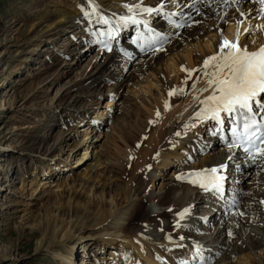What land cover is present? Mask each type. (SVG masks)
<instances>
[{
  "label": "bare ground",
  "instance_id": "6f19581e",
  "mask_svg": "<svg viewBox=\"0 0 264 264\" xmlns=\"http://www.w3.org/2000/svg\"><path fill=\"white\" fill-rule=\"evenodd\" d=\"M134 1L136 0H74L73 3H70V0H68L67 4L64 3L58 6L52 12L45 10V14H42L34 26L28 29H25V27L16 30L14 40L5 44V54L9 55V58L14 59V56L18 57L24 52L23 48L25 45H29L36 40L39 42L46 35L56 36L64 31L65 27H76L82 24V21L87 20V22L92 23L88 28V35L86 37L83 36L85 38L75 42L73 46V50H76V53L79 50H81L79 53H83L82 51H84L85 47L89 51L95 46L93 36L104 25L100 21V17H103L111 24L120 23V18L127 16L134 17L140 21L138 24H145L150 29L159 32L167 40V44L161 51L145 55L135 54L134 59L133 53L130 54L131 58L128 59L123 54H118L114 51L109 54L97 51L96 55L92 57L84 68L85 73V70L92 64L94 72L90 71L91 73L87 75L88 78H85V75L77 83L67 82V90L75 91V93L73 92L74 94L72 95L68 94L65 88L66 92H61L52 105L45 107L44 116H48L50 113L49 117L53 120L55 119L53 114L57 113V111L68 114L66 119L58 120L57 124H55L56 126L60 125V128L63 129L57 135L56 143L53 146L61 147L66 137L72 134L71 131L78 124L82 125V131H85L89 123L96 124L98 128H93V134L86 132V139L84 140L80 139L77 134L71 135L74 140L71 144L70 152L75 151V156H80L75 165L84 163L87 160L91 161V164L82 173L81 181L73 187V189L77 188L76 191L72 189V186L68 189L65 187L66 185H54L58 188L60 187V190L55 193L57 195L54 198L53 213L62 217L66 216V222L59 223L56 218L48 219L45 226L42 227L43 237L41 236L42 238L35 249L47 248L48 252H51V256L59 258L60 264H75L74 261L76 260L73 256H76V252L74 253L73 251L75 249L74 246L83 244L82 248L84 245L90 247L94 241H99L100 246L103 245V247L101 246L103 249L109 247L108 255L114 263L117 262V255L113 249L114 246H117L118 249L122 250V253H119L123 259H126L125 262L127 264H232L231 260H234V258L236 264H264V204H261L264 198L257 199L250 195L248 191L253 189L251 186L248 187L249 189H243L240 186L248 179L251 172L256 170L262 171L263 174L254 177L253 183L256 181L257 188L264 190V169L251 165L246 158L238 156L232 150L228 151L222 148L210 155L204 154L205 150L197 151L203 142L206 144L203 147L210 148L206 153L213 150L215 146L221 145L220 140L212 135L214 127L212 126L211 131L207 129V124L210 121L213 122V120L201 121L195 118V112L202 107L199 100H203L210 95L211 89L201 94L200 90L207 87L206 81L208 77L202 76V74L198 73L199 71L193 72V77L188 80L187 85L183 84L182 81L187 79V73L181 70L182 68L188 71L194 70L192 64L197 66L196 70H199V67L201 69L204 59L216 54L218 51L217 46L221 42V38L229 41L235 38L238 20L242 21L239 25V43L241 46H245L244 41H241L245 27L248 28L250 19L258 14L260 5L253 2V0H242V3L238 6L212 3L211 0L206 3L195 4L193 0H175L169 6L165 4L168 0L163 2L158 0L161 2L155 1L151 4L146 2L143 6L144 8L153 9L152 14L137 12L135 9L129 13L125 5L131 7ZM209 3H211V6H209ZM246 3L248 4L246 5ZM93 7L96 9L95 14H92ZM237 7L243 9L244 16H241L240 12L237 11ZM247 14L250 15L248 20ZM167 15H171L173 18L185 23V26L181 28L168 24ZM188 22L192 24L185 29ZM223 22H226L224 24L227 27L225 35H222L221 25ZM130 24V22L123 23L122 33ZM256 24L258 28L264 25V18L260 17ZM255 42L248 48V50L250 49L249 51H256L264 45V31L255 39ZM120 44L125 47L128 46L125 39ZM182 46L184 50H180ZM193 47L201 51L196 52ZM127 49L130 50V48ZM186 50L188 51L187 54L184 53ZM10 55L12 56L10 57ZM65 56L74 60L78 55L67 52ZM131 59L136 61L133 65L131 64ZM50 67L48 66V68ZM68 67L71 68L70 66ZM48 68L45 69L48 70ZM8 70H10V65L6 61L1 60L0 75H4ZM208 71L211 72L212 70L209 69ZM147 72H151L152 78L157 83L159 98L154 97L151 103L152 110L147 109L152 111L147 112L149 114L148 119L139 121L134 117L131 120L128 118V120L134 131L136 133L139 132L141 137L146 135L143 124L148 125L151 120L155 124L157 123V127H159L167 117L165 123L159 129L157 136L154 139L152 138L151 141H147V143H151L149 145L145 144L136 155L134 154L136 151L134 148L140 141L131 139L130 135L120 136L124 129L122 130V126L121 128L119 127V139L126 137L123 143L127 146V152L122 157L133 159L132 177L130 179L126 178L125 181H120L116 179V173L112 174L111 177L109 176V180H106L104 176L101 177L99 174L97 176L99 179L97 184L89 187L86 183L91 178L94 168L99 165L100 154L96 150V145L103 125L102 120L99 118L91 119L88 122L87 118H90L86 114L89 110L88 107L94 105V108L91 109L97 115H107L108 111L106 113H104L105 111L99 112L101 110V107L97 106L100 100L99 96L104 91L115 96V93L118 92L126 80L135 77L137 74L142 75ZM172 75H174L175 81H171ZM197 77H199V80L196 82L195 89H193L191 85L196 81ZM181 87L185 89L184 94L168 96L169 90ZM194 97H198V99H194ZM111 101L107 100L108 106H103V110H106L112 104L116 105V103H110ZM165 102L169 105L168 110H165ZM78 103H82V106L77 107ZM156 111L159 115L162 114L158 119L154 113ZM164 114L166 116H163ZM60 116H63L62 113ZM222 117H224V114H222ZM185 125H188V127H185ZM84 127L85 129H83ZM192 130H196L197 139H193L194 136L190 135ZM152 133L153 130L150 132L151 136ZM176 133H180V135H176ZM65 134L67 135L64 137ZM92 135L93 137L91 138ZM41 139H44V136ZM180 140L181 142H179ZM201 141L202 143H200ZM30 143L31 145L34 144L32 141ZM21 146L20 150L33 149V146L25 148L23 145H19V147ZM83 148L84 151H82ZM194 154H198V157L200 155L199 163L195 162ZM154 157H156L155 160H153ZM229 157H232V159H229ZM17 158L18 156L14 157V155L9 156L8 154L5 162V172H3V178H0L2 180L0 191L5 185L13 186V192L19 191V194L23 190L25 191L27 179H23L24 177L22 176L30 168L33 170L39 169L40 171V169L44 168L42 166H47V177L56 170V162L50 157L30 155L27 161L28 164L23 163L25 160L24 156ZM119 160L117 161L120 162ZM151 160H153L154 164H152ZM14 161L21 163L15 166L17 171L13 170L12 163ZM171 162H177L175 165L180 168L173 169L172 174H175L174 176H184L190 172L213 167L218 168L220 165H225L226 167L219 174L228 177L231 181L230 195H228L227 201H231L234 197L238 201V207L228 210L226 199H219L211 192H204L199 186H193L186 179L178 180L172 176L167 178L169 180L167 183H163V180H166V174L163 171L166 170V167ZM125 165H127V162ZM9 166L12 169H9ZM53 167L54 170L52 169ZM130 168L131 164L128 166V169ZM141 168L143 174L136 177L135 174ZM18 170L19 174H17ZM122 172L124 173V171ZM15 175L22 178L20 180L21 186L17 189L14 186L13 176ZM148 175L147 180L150 184L146 188L143 183ZM155 179H159V192L157 193L153 191L154 189L156 190V187L154 188ZM232 179H234V182ZM33 180L31 179L29 182L30 187L33 188L35 186L36 188H33L34 190L30 193L31 196L29 195V199H27L29 206L33 205L32 201L41 200L46 193V189H44L46 186L43 188L46 182L41 181L43 183L39 185L42 188L38 192L39 185H34L32 183ZM107 181H109L108 185H106ZM253 187L255 186L253 185ZM257 188L255 187L254 190ZM87 190L90 192L88 198L81 200L82 196H79L77 191L84 192ZM146 199L147 201L149 199L151 203L155 202L156 209L145 211L143 218L135 222L134 217ZM50 200L52 201V199ZM11 201L14 203L7 204ZM0 202V215L3 214L2 212L5 209H8L4 205L7 204L11 208L17 205L14 198L7 202L2 203L1 200ZM159 209L160 211H157ZM184 209L189 211L183 219H180L178 214ZM208 209L210 210L209 212H207ZM200 210L203 212L201 216L197 214ZM231 210L242 212L244 215L230 214ZM154 217L158 220L152 222L150 219ZM121 220H124V223H121ZM194 223L200 224L203 228L206 223L211 224V233H205L204 229L201 232L195 230ZM170 227H173L174 230L172 229V232L168 233L165 232L163 236L164 231L167 228L170 229ZM22 229L25 228L21 226ZM229 232H231V235H229ZM167 235L169 236L166 237ZM66 241L71 242L70 251L61 255L59 250L62 246L57 248V244L62 245ZM162 247L166 251H163ZM197 247L201 249L203 260L196 256ZM92 252L94 253V250ZM243 253L244 255H242ZM83 255L87 256V259H82L80 264H102L101 259L95 254L90 257L86 254ZM88 259L89 261H87ZM249 259L252 262H248Z\"/></svg>",
  "mask_w": 264,
  "mask_h": 264
},
{
  "label": "rangeland",
  "instance_id": "374dc122",
  "mask_svg": "<svg viewBox=\"0 0 264 264\" xmlns=\"http://www.w3.org/2000/svg\"><path fill=\"white\" fill-rule=\"evenodd\" d=\"M67 1L68 0H0V61L4 60L10 65V70L6 71L7 73H5L4 75H0V178H3V172H5V162L8 154L9 156H18L17 159H19V157L21 156H24L25 160L23 161V163H27L30 155H35L37 157H50L54 160V162H56L57 165L55 166V172L53 174H49L48 177L46 176L47 166H42L44 168L40 169V171L39 169L33 170L30 168L26 173L27 175L24 173V175L22 176L24 177L23 179H27V186L25 191L23 190L20 194L19 191L13 192V186L11 185H5L2 191H0V200L2 201V203L7 202L8 200L10 201L14 198L17 204L15 206H12L11 208L7 204H13L14 202L11 201L10 203H7L6 205H4V207L7 206L8 209H5L2 212L3 214L1 213L2 215H0V264H60L59 258H54L53 256H51V252H48L47 248H39L38 250L35 249L38 245L39 240L43 237L42 235L44 232L42 227L45 226L48 219L51 220L56 218L57 222L59 223L66 222V216L62 217L53 213L54 198L57 195L55 193L58 192L57 190H60V187L58 188L54 185H66L65 187H67L68 189L72 186L73 189V187H75L81 181L82 173H84L91 164V161L87 160L84 163L75 165V163L78 162V158L80 156H75V151L70 152L71 144L74 140L71 135L77 134L80 139L84 140L86 139V132H90L93 134V128H98V126L94 123H89L86 129L85 127L83 128L85 129V131H82V125L78 124L76 125V128L71 131L72 134L66 137L65 142L62 143V148L60 146L56 147L53 146L56 143L55 139L63 128H60V125L56 126L55 124H57L58 120L61 121L62 119H66V116L68 114L66 112L65 114L61 112L63 116H60V111H57V113L53 114V117L56 120H53L51 117H49L50 113L48 116H44L43 111L46 109L45 107H48L55 102L61 92H66V84L68 81L69 83H77L81 78L83 79L85 75V78H88L87 75H89L91 72H94L92 64H90L89 68L85 70V73L84 68L91 61L92 57L96 55V51L94 50L95 46L92 49H89V51L88 48L85 47L84 51H82L83 53H79L81 50H79L77 53L76 50H73L75 42H78L79 40L85 38L86 35H88L87 31L92 23L84 20L82 21L83 25L80 24L72 28L67 26L68 28L65 27L64 31L58 33V35L56 36L46 35L41 38L39 42L36 40L31 42L29 45H25L23 48L24 52L18 57L14 56V59L9 58V55L5 54V44L14 40V38L16 37V30L20 28L23 29L25 27V29H28L29 27L34 26V24H36L43 13L45 14L46 11L52 12L55 10V8H58V6L64 3L67 4ZM73 1L74 0H70V3H73ZM155 1L159 3L161 2L158 0H136L134 1V4L140 5L142 8L144 4H146V2L151 4ZM163 1L166 0H162V2ZM174 2L175 0H168L165 4L170 6V4ZM134 4L133 6H135ZM247 4L248 3H246V5ZM248 14L247 20L250 16ZM259 18L260 16L256 14L255 17L253 16V18L250 19V25L247 28L250 29V31L247 34L244 32V35L241 39V41H244V44L247 46V48H250L253 43H256L255 39L258 38L260 34H262V31H260L259 28L256 27V22L259 21ZM224 23L226 22H223L221 25L223 30L222 35L226 34L227 27ZM191 24L192 23L188 22L185 29L189 28ZM182 48L183 46L180 48V50H184ZM193 49H195L194 51L196 52L201 51L200 49H196L195 47H193ZM67 52L73 55L77 54L78 56H76V59L72 60L71 57L67 58L65 56V53ZM187 52L188 51L186 50L184 53L187 54ZM12 55H10V57ZM131 62V64L133 65V63L136 61ZM48 66L51 67L48 68ZM68 66H70L71 68H69ZM192 66H194V69H197V66H195V64H192ZM45 68H48V70H46ZM198 73L201 74L200 71ZM150 75L151 72H147L146 74L142 75L137 74L135 75V77L126 80L118 90V92L115 93V96L111 95V93H105L104 91L99 96L100 100L97 106L101 107V110H99V112L105 111L104 113H106L108 111L109 113H107V115H97L91 109L94 108V105L88 107L89 110L86 113L90 117L87 118L88 122L91 119L93 120L99 118L100 120H102L101 122L103 125L99 140L96 145V150L100 154L99 165L94 168V172L92 173L91 178L86 183L89 187L97 184V182L99 181L97 176H99V174L101 177L104 176V179L106 180H109V176L111 177L112 174L116 173V179L120 181H125L126 178L130 179L132 177L131 170L133 159L122 157V155H125V153L127 152V146L123 143V141L126 140V137H123L121 140L119 139V127L121 128L122 126V130L124 129L123 133H121L120 136L130 135L131 139L140 141L138 144L139 146L136 145V149L134 148V150H136L134 154L136 155L140 152V150H142L145 144L149 145L151 143H147V141H151L152 138L154 139V137L157 136V133L162 127L163 123H165L167 117L159 127H157V123L155 124L151 120L148 125L143 124L142 126L144 127L147 136L144 135V137H141L140 133H136L133 127H131V123L129 122V120L133 119L134 117L139 121L148 119L149 114H147V112H152L148 111L150 109L152 110V100L154 99V97L159 98L158 88L156 87L157 83L154 78H152L153 75ZM173 76L174 75H172L171 81H175ZM67 91L68 94L71 95L75 93V91L69 89ZM107 100H112L113 102L111 101L110 103H116V105L112 104L111 106H109V108L103 110V106H108ZM80 106H82V103H78L77 107ZM50 111L52 112V110ZM154 113L155 115H157V111ZM161 115L162 114L156 116L157 119ZM163 116H166V114H164ZM108 117L110 118L103 119ZM208 125L209 123L207 124V126ZM152 130L153 133L151 136L150 132ZM66 135L67 134H65L64 137ZM190 135L194 136L193 139H197L198 134L196 133V130H192V132H190ZM43 136L44 139H41ZM35 137L37 139L34 140L33 138ZM92 137L93 135L91 136V138ZM30 141L34 142V144L31 145ZM179 142H181V140ZM200 143H202V141ZM19 145H23L25 148H28V146H33V149L20 150L22 146L19 147ZM205 145V142H203L197 151L205 150L204 154L210 155L211 153L218 152V150L222 149L216 146L209 153H206L210 148L203 147ZM82 151H84V148ZM193 157H195L194 160L196 163L200 162V155L198 157V154H194ZM118 159H120V162L117 161ZM155 159L156 157L153 158V160ZM153 160H151L152 164H154ZM81 162H83V160H81ZM126 162L127 165H125ZM176 163L171 162L170 165L166 167V170L163 171V173L166 174V180H163V183H167L169 181L167 180V178L175 175L172 174V172L174 171L173 169H180L175 165ZM20 164V162L14 161L12 163L13 170L17 171V168H15V166ZM128 164H131L130 169H128ZM9 169L12 168L10 167ZM52 169L54 170V167ZM147 170L149 169L147 168ZM122 171H124V173ZM19 173L20 172L18 170L17 174ZM142 174L143 170L141 168L135 175L136 177H138ZM259 174H263V172L253 170L250 176H248V179L240 185L243 189H249L248 187L251 186L253 189L251 191H248V193L256 197L257 199L264 198V190L261 188H257L256 181L255 183H253L254 177L259 176ZM177 176L174 177L177 178ZM148 177L149 175L146 177V180L143 183L146 188H148L150 184L147 180ZM13 179L14 186L16 187V189L19 188L21 186L20 180L22 178H19L18 175H15L13 176ZM31 179H34L32 183L36 186L43 182H46V185L43 186V188L46 186L44 188L46 189V193L45 196L41 198V200L32 201L31 203H33V205L29 206V201H27V199H29L30 193L36 188L35 186V188L33 187L34 189L30 187L29 182ZM1 181L2 180H0V183ZM108 183L109 181L106 182V185H108ZM49 185L51 186L48 187ZM253 185L257 189L254 190L255 187H253ZM39 186L37 189L38 192L40 191L39 189L42 188V186ZM155 187L156 190H153L154 193L159 192V179H155L154 188ZM73 190L76 191L77 188ZM229 191L230 190H228V193ZM77 193L79 194V196H82L81 200H86L88 198V195L90 194L88 190L84 192L77 191ZM50 199H52V201ZM154 204L155 202L151 203L149 199L148 201L146 199L141 209L134 217V221L138 222L140 219H142L143 215H145V211H151L152 209L155 210L156 206ZM157 211H160V209ZM209 211L210 210L208 209L207 212ZM230 212H233V210ZM197 214L201 216L203 215V212L200 210L197 212ZM150 220L154 222L158 219L154 217ZM120 222L124 223V220H121ZM197 224H195V230L201 232L204 229L205 233H211V224L209 225L206 223V226H204V228L200 224ZM21 226L25 229L21 230ZM172 229L173 227H170V229L167 228L166 231H164L163 236L165 235V232H172ZM168 236L169 235H167L166 237ZM70 244V241H66L62 245L57 244V248L59 246H62L59 250V253L61 255H64L69 252L71 248ZM82 245L83 244L74 246L75 249H73V251L74 253L76 252V256H73L76 260L74 261L75 264H80L82 259H87V256L85 257L83 254H86L89 257L92 254H95L101 259L102 264H127V262H125L126 259H123L121 257V254L119 253H122V250L118 249L117 246H114L113 249L114 253H116L117 255V262L114 263L112 258L108 255L109 247L103 249V245H101V247L99 241H94V243L90 247L84 245V247L82 248ZM93 250L94 253L92 252ZM163 251L166 250L163 248ZM242 255H244V253ZM87 261H89V259ZM231 261L232 264H236L235 258ZM250 261L251 259H249L248 262Z\"/></svg>",
  "mask_w": 264,
  "mask_h": 264
},
{
  "label": "snow or ice",
  "instance_id": "6c2138e0",
  "mask_svg": "<svg viewBox=\"0 0 264 264\" xmlns=\"http://www.w3.org/2000/svg\"><path fill=\"white\" fill-rule=\"evenodd\" d=\"M195 3H206L208 0H193ZM212 3L217 4H232L238 6L242 3V0H211ZM258 3L260 8L258 15L264 18V0H253ZM211 6V3H209ZM129 13L135 9L137 12L152 13L154 10L151 8H141L140 5L127 6ZM95 7L92 8V14H95ZM158 11V10H157ZM237 11L241 16H244L242 8L237 7ZM87 15V14H86ZM100 21L104 24L109 23L103 17H100ZM122 23H140L132 16L121 17ZM242 21H237L236 36L232 41L221 38L218 51L216 54L207 57L203 61L202 68L199 70L188 71L182 68L181 70L187 73V79L182 81L187 85L188 80L193 77V72L200 71L202 76L208 77L206 83L207 87L201 89L203 92L211 89V94L205 97L203 100H199L202 105L199 111L195 112V118L197 120H213L219 126V131H224L225 119L222 118L224 114L229 123L232 125L230 128L231 140L228 143V147L242 149L246 160L251 165H256L264 169V45L259 47L256 51H249L247 46H241L239 25ZM182 24H177L176 27H183ZM260 31H264V25L259 27ZM245 33H249L250 29H245ZM103 36V33H100ZM112 33L109 31L108 36L111 37ZM159 36H155L148 43V50L153 53L161 51L162 48L158 46V42L164 40ZM104 44L105 48L111 50L110 47L104 41H98ZM156 45V46H154ZM144 47V44H141ZM212 71L209 72L208 69ZM199 77L196 78L191 85L193 89L196 87V82ZM185 89L183 87L169 90L168 96L172 97L177 94H184ZM198 99V97H194ZM169 105L165 102V110H168ZM159 116V113H157ZM260 116L258 120L257 117ZM188 127V125H185ZM180 135V133H176ZM232 159V157H229ZM225 165H220L218 168L213 167L210 169H202L185 174L184 176H177L178 180H187L193 186H199L204 192H211L213 195L218 196L221 199H225L224 193V181L225 177L221 173ZM228 204V210L233 207H238V201L233 197L231 201L226 200ZM264 204V200L261 201ZM188 209H184L179 213V218L183 219L188 213ZM234 215L243 216L242 212L231 213ZM231 235V232H229ZM196 256L203 260L201 255V249L197 247Z\"/></svg>",
  "mask_w": 264,
  "mask_h": 264
}]
</instances>
